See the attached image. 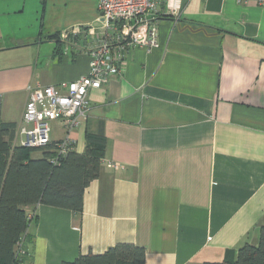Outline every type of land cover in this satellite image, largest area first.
<instances>
[{
  "label": "crops",
  "instance_id": "crops-1",
  "mask_svg": "<svg viewBox=\"0 0 264 264\" xmlns=\"http://www.w3.org/2000/svg\"><path fill=\"white\" fill-rule=\"evenodd\" d=\"M18 11L1 10L0 24L8 28L3 15ZM158 11V47L125 50L118 74L88 91L87 118L69 133L50 122L51 140L68 138L79 153L87 134L104 137V156L80 212L27 208L21 264L72 262L117 243L143 247L144 264H204L259 242L264 0H159ZM64 32L11 39L7 49L31 44L24 64L0 73V116L16 124L14 144L35 85L62 91L88 72L92 40ZM42 39L54 42L43 55Z\"/></svg>",
  "mask_w": 264,
  "mask_h": 264
},
{
  "label": "trees",
  "instance_id": "trees-1",
  "mask_svg": "<svg viewBox=\"0 0 264 264\" xmlns=\"http://www.w3.org/2000/svg\"><path fill=\"white\" fill-rule=\"evenodd\" d=\"M58 35L50 36L57 37ZM16 124L0 116V264H21L17 244L24 238L36 205L82 210L84 189L99 175L106 140L87 134L82 153L71 144L59 152L61 140L41 147L14 144ZM40 155L35 156L34 153ZM30 215V216H29ZM144 248L117 243L102 253L91 252L62 264H144ZM204 264H264V222L257 244L244 243L233 260Z\"/></svg>",
  "mask_w": 264,
  "mask_h": 264
},
{
  "label": "built area",
  "instance_id": "built-area-1",
  "mask_svg": "<svg viewBox=\"0 0 264 264\" xmlns=\"http://www.w3.org/2000/svg\"><path fill=\"white\" fill-rule=\"evenodd\" d=\"M159 0H98L96 24H86L66 30V40L91 39L87 74L62 84L64 90L53 85H35L25 104L19 133L21 145L41 147L50 142V122L60 121L69 133L85 121L89 108L88 91L100 88L118 74L122 54L129 47L156 48L158 30L156 18ZM89 43V42H88ZM70 141L63 139L59 152H65ZM108 166L121 167L117 163Z\"/></svg>",
  "mask_w": 264,
  "mask_h": 264
},
{
  "label": "rangeland",
  "instance_id": "rangeland-1",
  "mask_svg": "<svg viewBox=\"0 0 264 264\" xmlns=\"http://www.w3.org/2000/svg\"><path fill=\"white\" fill-rule=\"evenodd\" d=\"M97 0H0V11L11 7L21 12L4 14V22L10 21L7 26L0 24V73L16 63H25L31 53V44L10 48L11 39H18L28 35H37L39 30L44 34L61 29L69 30L72 27L96 24ZM96 15V16H95ZM41 55L52 50L54 42H42L37 44ZM21 67V66H20ZM52 134V132H51ZM21 241L17 244L19 250Z\"/></svg>",
  "mask_w": 264,
  "mask_h": 264
}]
</instances>
